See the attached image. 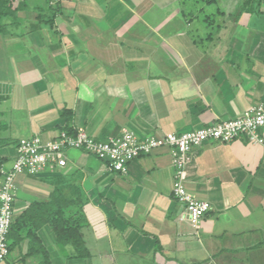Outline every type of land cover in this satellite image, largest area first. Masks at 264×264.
<instances>
[{
    "label": "crops",
    "instance_id": "crops-1",
    "mask_svg": "<svg viewBox=\"0 0 264 264\" xmlns=\"http://www.w3.org/2000/svg\"><path fill=\"white\" fill-rule=\"evenodd\" d=\"M24 1L29 32L0 33V170L27 135L183 133L264 101V0ZM67 158L17 177L15 222L77 187L89 255L72 257L51 221H32L3 264H264V143L242 135L192 150L188 190L212 205L199 228L173 196L171 147L142 153L127 173L80 149Z\"/></svg>",
    "mask_w": 264,
    "mask_h": 264
},
{
    "label": "built area",
    "instance_id": "built-area-1",
    "mask_svg": "<svg viewBox=\"0 0 264 264\" xmlns=\"http://www.w3.org/2000/svg\"><path fill=\"white\" fill-rule=\"evenodd\" d=\"M262 128L264 101L247 109L239 117L183 133L170 131L160 136L147 135L140 138L134 130L124 128L119 135L100 140L83 130L77 133L63 130L55 139L48 141L39 136L20 139L12 166L0 170V264L11 253L9 237L15 220L16 179L20 174L36 175L53 165L63 167L68 162L67 151L73 148L105 161L112 172L127 173L129 164L142 153L169 146L172 148L175 168L173 196L185 207L183 219L199 228L212 205L207 200L195 197L188 190L186 166L192 150L206 142H230L242 135L248 137L252 143H264Z\"/></svg>",
    "mask_w": 264,
    "mask_h": 264
},
{
    "label": "trees",
    "instance_id": "trees-1",
    "mask_svg": "<svg viewBox=\"0 0 264 264\" xmlns=\"http://www.w3.org/2000/svg\"><path fill=\"white\" fill-rule=\"evenodd\" d=\"M200 1L210 2V0ZM25 6L27 4L24 0H0V33L26 34L24 32L26 30V28L24 29V21L19 17L20 10ZM40 19H46L47 22L51 21L47 20L45 16H41ZM67 188L65 186L56 188L48 202L32 204L30 209L17 222L14 220L9 237L10 251L13 246L21 241V238L16 236L20 228L29 227L32 221H41L42 223L51 221L57 233V241L74 247L75 253L72 257H87L89 255L86 244L80 235V229L88 224L84 211L86 202L81 198L80 190L77 187H70V193L66 192ZM36 242L39 246L37 238ZM33 245L35 244L33 243ZM45 251L43 248L42 252L45 253Z\"/></svg>",
    "mask_w": 264,
    "mask_h": 264
},
{
    "label": "rangeland",
    "instance_id": "rangeland-1",
    "mask_svg": "<svg viewBox=\"0 0 264 264\" xmlns=\"http://www.w3.org/2000/svg\"><path fill=\"white\" fill-rule=\"evenodd\" d=\"M199 4H200V5H205V4L202 3V2H199ZM45 13H47V12H45ZM24 28H26L27 32H29V30H30L29 27H27V26L25 27V26H24ZM24 137H32V136H31V135H27V136H24ZM20 139H21V138H20ZM18 141H19V140H18ZM92 157H93L95 160H98V159H99V158H97L96 156H93V155H92ZM99 160H101V159H99ZM74 250H75V249H74ZM71 251H72V250H71ZM74 253H75V251H74L72 254H74Z\"/></svg>",
    "mask_w": 264,
    "mask_h": 264
}]
</instances>
